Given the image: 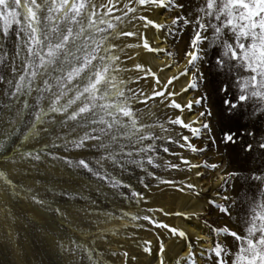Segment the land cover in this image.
Listing matches in <instances>:
<instances>
[{"label":"snow or ice","instance_id":"obj_1","mask_svg":"<svg viewBox=\"0 0 264 264\" xmlns=\"http://www.w3.org/2000/svg\"><path fill=\"white\" fill-rule=\"evenodd\" d=\"M116 5L120 7L117 8ZM168 10L176 13L169 21L157 22L150 18L151 12ZM183 10V0H0V69H3L0 71V85H3L2 95L6 101L0 102V106L12 109L14 104L20 105L15 108L14 113L8 112L4 123L8 127L15 126L24 110L29 108V98H33L30 113L32 120L24 140L39 141L43 135L49 136L51 140L43 145L38 144L32 150H24L21 146L11 158L3 157L2 162L33 166L45 159L53 165L62 162L69 169L86 171L109 184L112 189L119 188L123 182L108 172V166L123 170L130 162L145 169L146 176L158 184L173 186L180 192H184L185 188L194 190L196 186L192 183L181 184L174 179L157 176L154 171H147L148 166L178 169L180 164L168 161L157 163L159 157L154 143L157 136L151 130L156 125L142 123L134 104H146L159 97L167 107L181 111L185 108L191 110L193 104L202 105L205 110L199 113L200 128L192 127L194 122L185 123L180 115L170 119L169 123L190 129L193 136H199L201 128L210 131L209 123L203 120L205 116L212 115L207 110V104H203L207 95L198 96L186 104L178 102L174 97L198 87L203 80L198 65L204 62L208 49L212 48L216 66L227 69L229 74H235L236 86L240 90L239 95L234 97L235 102L223 101L228 105V110L235 112L241 102H244L252 104L253 114L258 112L264 115V0H200L192 15L181 14ZM113 12L117 14L113 16ZM124 24H131L134 30L120 29L119 26ZM137 24L145 31L151 27L173 38H177L178 33H183L185 27L192 29L187 49L183 52L186 62L163 84L150 68H145L140 63L133 65L136 70L143 72V76L136 75L133 81H143L149 76L153 78L150 92L128 87L129 80L122 77L121 73L129 69L123 67L120 57L126 48L133 45L122 48L113 42L118 38L137 37L147 51H167L153 48L144 32L136 27ZM226 32H230L231 36H226ZM11 34H14L15 41L14 51L10 53L5 44ZM168 55L171 56L172 53ZM175 63L173 61L164 65L161 71L173 67ZM184 76H190L187 85L179 92L175 91L171 86ZM57 124L60 129L54 130ZM159 127L168 133L169 130L163 124ZM167 139L181 148L187 147L193 152L203 151L189 143V136L177 139L167 135ZM224 139L232 141L233 136L225 133ZM61 146L66 152L91 147L98 150L99 155L91 159L83 156L73 159L55 151ZM248 147L251 148L252 145L249 144ZM260 147L264 148V143ZM169 151L168 147H163V152ZM178 159L189 169L218 167L206 162L194 165L183 156ZM201 175V172H196V176ZM226 175L231 177L235 173ZM253 178L264 182V173L253 174ZM35 183L38 185L40 181ZM140 183L145 189L151 186L145 182L144 177L140 178ZM0 186L6 193L10 191L19 196L18 186L3 168H0ZM47 191L51 192L52 189ZM27 193V198L39 207L48 205L47 199L33 194L32 188H28ZM130 199L140 204L147 197L143 192L132 191ZM221 199V203H217L215 199L209 201L207 211H212L214 207L221 214H230L228 202L231 201L234 206L237 201L228 195ZM95 204V201H91L80 212L88 221L86 231L95 229L101 238L106 239L105 233L109 230L100 227L105 219L101 217ZM246 208L240 231L227 225L212 229L217 240L208 248H201V257L207 254L211 264H264V195L259 200L255 197L248 200ZM147 211L152 212L153 209ZM55 212L65 217L67 215L60 208H56ZM103 215L107 219L113 218L111 213L105 212ZM128 216L132 221L142 219L156 225L165 230L169 237L183 238L187 235L184 230L157 221L150 215L141 217L122 211L119 218ZM121 227L126 230L128 225ZM112 231L119 234V230ZM220 236L224 239H219ZM228 236L233 239L232 245L225 242ZM167 238L163 234L158 237L157 264H165ZM196 239L199 241L203 238ZM147 244L142 248L145 255L152 253L151 242ZM69 245L60 242L57 247L62 253L74 257L80 245L75 241H69ZM84 251L91 259L92 250L85 248ZM112 255L116 256L118 253L113 252ZM122 255L128 257L127 252ZM131 259L136 261L138 256L133 255ZM182 260L197 264L191 245L186 256L177 260V264H181Z\"/></svg>","mask_w":264,"mask_h":264},{"label":"rangeland","instance_id":"obj_2","mask_svg":"<svg viewBox=\"0 0 264 264\" xmlns=\"http://www.w3.org/2000/svg\"><path fill=\"white\" fill-rule=\"evenodd\" d=\"M183 3L184 10L181 14L187 13L190 16L197 10L200 0H183ZM119 6L116 5L117 8ZM116 14V12L112 13L113 16ZM175 14L172 10L160 11L163 22L169 21ZM136 27L140 28L141 32H145L139 24ZM119 28L124 31L134 30L131 24L120 25ZM150 29L151 32L154 31L151 27L147 30ZM155 31L157 32V30ZM191 33L190 27H185V31L178 33L177 38L167 36L165 32H158L161 38L159 41L162 44L154 45L153 48L157 47L167 51L154 53L152 60L157 74L162 75L164 70H168L173 72L172 76L178 68L183 67L186 62L183 52L187 49ZM225 35L231 36V33L226 32ZM14 41L15 36L11 34L5 44L10 53L14 51ZM130 44L134 43L130 42ZM146 52L148 51L145 49L143 51L135 49L131 53L122 54L121 63L129 71L122 72L121 76L129 80L128 87L133 89H143L144 87L145 92H150L154 82L151 76L143 81H133L136 75L143 76V72L136 70L133 65L136 63L144 65L143 60ZM168 53H172V55L169 56ZM154 60H158L161 65H157ZM173 61L176 62L173 67L160 71L164 65ZM144 67L147 68L145 65ZM198 67L199 72L203 75V80L199 82L198 87L189 89L186 93L174 98H179V102L186 98L188 102L189 100L194 101L198 96L207 95L203 104H207V110L211 111L212 115L211 117L205 116L203 120L209 123L210 131L201 128V134L193 136L190 129L169 123L170 119L181 115L185 123L194 122L192 127L200 128L199 113L205 110L202 105L193 104L191 110L185 108L183 113L181 110L167 107L166 104L161 103L159 97L146 104L140 103V106L139 103L134 104L142 123L156 125L151 130L157 136V140L154 142L159 157L157 163L163 164L164 161H168L180 164L178 169L148 166L147 171H154L157 176L164 179H174L185 185L187 183L194 185L199 183L197 184L199 187L195 185L196 187L192 191L185 188L183 193L173 186L158 184L151 177L146 176L145 169L130 162L126 164L123 170L108 166V172L123 182L117 189H112L109 184L96 179L86 171L69 169L62 162H56L53 165L45 159L43 162H37L35 166L32 164L18 163L12 165L11 163H4L2 158H11L21 146L24 150H32L37 148L38 144L43 145L45 142H51V140L47 135H43L39 141L24 140L32 120L30 113L32 111L31 105L34 103L33 98H29V108L24 110L21 118L13 127H8L4 120L9 111L14 113L15 108L20 105L14 104L12 109H5L0 106V145H2L0 147V168L8 171L10 178L18 186L17 191L19 192V196L10 191L6 193L0 186V264H157L158 237L160 234L168 237L165 241L167 249L164 254L165 264H177V260L186 256L189 245L196 254L197 264H211L207 259V254L201 257L200 251L201 248L206 249L213 245L217 240V235L212 229L227 225L239 232L242 227L241 220L247 211L246 202L253 197L259 200L264 195V182L253 178V174L264 173V148L260 147V144L264 143V115L258 112L253 114L252 104H245L244 102H241L235 112L228 110V105L224 104L223 101L235 102L234 97L239 95L240 90L236 86L235 74H229L227 69L216 66L214 49H208L207 57ZM167 79L168 77L165 78V82ZM179 84L180 80L174 82L171 87L179 92L183 87ZM2 89L3 85H0V102L6 103ZM161 124L169 130L168 135L177 139L180 136H189V143L203 149V151L193 152L190 148H181L177 144L171 143L167 139V134L159 127ZM59 129L60 125L57 124L54 130ZM225 133H230L233 140L226 141L224 139ZM5 136L7 139H4ZM249 144L252 145L251 148L248 147ZM165 146L170 149L168 153L163 152ZM55 151L61 156L67 155L73 159L82 156L91 159L99 155L98 150L91 147L79 150L72 149L66 152L61 146ZM179 156L185 157L194 165H203L206 162L208 165L216 164L218 167L213 169L201 166L189 169L181 163L178 159ZM14 168L15 170H13ZM197 171L201 172L202 175L196 176ZM227 173H235V175L229 177L226 175ZM141 177L145 178V182L150 183V188L145 189L143 187L140 183ZM37 180L40 181L38 185L35 183ZM28 188L33 189V194L47 199L48 205L41 208L28 199ZM49 188L52 189L51 192L47 191ZM132 191L143 192L147 200L136 204L134 200L130 199ZM63 193H68V195H63ZM217 193L220 195L218 196ZM224 195H228L232 200L237 201L234 206L231 201L228 202V207L231 208L230 214H221L214 207L212 211H207L209 201L215 199L217 203H221L223 202L221 198ZM91 201L96 202L95 207L100 210L102 218L107 219L103 215L105 212L113 214L112 219H107L113 227L105 233L106 239L101 238L95 229L86 231L89 227L88 221L80 210L91 204ZM199 203L202 204L200 213L195 210L197 209L195 206ZM56 208L62 209L67 214L66 217L55 212ZM148 209H153V211L148 212ZM122 211L138 214L141 217L150 215L157 221H163L178 229L182 228L184 231L185 228L181 227L182 223L186 222L185 224H187L195 220L206 227L205 236L197 241L186 230V237H169L165 230L156 225L142 219L132 221L130 216L123 218L128 225L125 230L121 227L125 224L121 223L122 219L119 218ZM176 213H185L186 215H177ZM193 213L195 215H192ZM113 229L119 230V234H115ZM219 239L223 240L224 237L220 236ZM69 241H75L80 245L74 257L62 253L57 247L60 242L70 246ZM149 241L151 242L152 253L145 255L142 253V248L148 246L147 242ZM225 242L232 245L233 239L228 236ZM184 243L188 246V251H185ZM201 245L203 246L201 247ZM177 246L176 250L175 247ZM85 248L92 250L91 259L84 251ZM178 250L182 251V254H175ZM113 252L118 253V255L113 256ZM124 252L128 253V257L122 255ZM133 255L138 256V260L133 261L131 259ZM181 264H190V261L182 260Z\"/></svg>","mask_w":264,"mask_h":264},{"label":"bare ground","instance_id":"obj_3","mask_svg":"<svg viewBox=\"0 0 264 264\" xmlns=\"http://www.w3.org/2000/svg\"><path fill=\"white\" fill-rule=\"evenodd\" d=\"M102 2H104V0L102 1ZM120 7V6H119ZM150 18H152V19H155V20H157V22H161L162 21V17H161V15H160V11L159 12H151L150 14ZM153 15V16H152ZM169 20V19H168ZM163 22V21H162ZM152 29H154V28H152ZM128 30V29H127ZM144 35H145V37L149 40V42H150V44H151V46L153 47L154 45L156 46H158L161 42L159 41L161 38L159 37V35H158V31L156 32L155 31V29H154V31L153 32H151V29L150 30H147V31H145L144 32ZM132 39V40H131ZM138 40L139 39H137V37H123V38H118V39H116V43L117 44H119L120 45V47H124L125 45H133V47H130V48H126L125 49V53L124 54H128V53H131V52H133L135 49H138L139 51H143V46H142V41L140 40V43H138ZM130 42H132V43H134V44H130ZM162 44V43H161ZM136 45H139V46H136ZM155 48H157V47H155ZM160 49V48H159ZM147 51V50H146ZM138 52V51H137ZM136 52V53H137ZM143 53V52H142ZM157 55V54H156ZM144 56V55H143ZM154 53L153 52H150V51H148V52H146V54H145V58H144V60H143V64L147 67V68H150L153 72H155V68H154V65H153V60L152 59H154ZM124 57V56H123ZM135 60V59H134ZM160 60V59H159ZM155 61V60H154ZM158 61V60H157ZM157 61H155V63L157 64V65H161L160 63H159V61L157 62ZM164 61V60H163ZM165 61H167V60H165ZM162 62V61H161ZM131 64V63H130ZM125 65V64H124ZM156 65V66H157ZM129 66V65H128ZM155 66V67H156ZM124 67V66H123ZM160 67V66H159ZM181 67V66H180ZM131 68V67H130ZM159 69V68H158ZM134 70V69H133ZM132 71V70H131ZM161 71V70H160ZM157 72V71H156ZM155 72V73H156ZM175 72V71H174ZM173 72H169L168 70H164L163 71V73H162V75L161 74H157L156 73V75L159 77V79H160V81L162 82V84L165 82V78H167V77H169V76H171V74H172ZM134 74V73H133ZM130 75V74H129ZM127 77H128V75H127ZM130 77V76H129ZM133 78V77H132ZM188 81H189V76H184V77H182L181 79H180V86H185V85H187V83H188ZM143 83V82H142ZM141 84V83H140ZM144 86V85H143ZM142 86V87H143ZM173 86V85H172ZM148 87V86H147ZM174 89V88H173ZM143 90H144V87H143ZM150 90V89H149ZM179 90V89H178ZM183 94V93H182ZM188 95V94H187ZM186 95V96H187ZM179 99V98H178ZM177 99V101L179 102V100ZM181 99V98H180ZM187 99L186 98H184L182 101H180V103H184L185 104V102H187L186 101ZM189 100V99H188ZM137 105V104H136ZM139 106H140V103H139ZM163 110V109H162ZM183 111V110H182ZM185 111V110H184ZM184 111H183V113H184ZM146 114V113H145ZM164 114V113H163ZM167 114V113H166ZM187 114V113H186ZM191 115V114H190ZM181 116V115H180ZM193 116V115H192ZM190 117V116H189ZM181 118H183V117H181ZM185 119H186V117H184ZM150 119V118H149ZM153 119V118H152ZM155 120H156V118H155ZM192 121V120H191ZM189 122V121H188ZM197 122V121H196ZM199 123V122H198ZM194 127V126H193ZM168 135V134H167ZM161 148V147H160ZM193 160V159H192ZM194 171V170H193ZM191 174V173H190ZM197 178V177H196ZM198 179V178H197ZM198 181V180H197ZM192 182V181H191ZM193 184V183H192ZM197 184H199V183H197ZM197 184H195V185H197ZM198 186V185H197ZM199 187V186H198ZM174 192V191H173ZM183 193V192H182ZM184 195V194H183ZM182 195V196H183ZM186 195V194H185ZM189 197H190V195H189ZM160 198V197H159ZM181 198V197H180ZM186 198H188V196H186ZM185 198V199H186ZM184 200V199H183ZM185 201V200H184ZM188 201H189V199H188ZM198 201V200H197ZM185 202H187V201H185ZM178 205H179V203H178ZM201 205L202 204H197V206H195V207H197V209H195L198 213H200L201 211ZM129 210V209H128ZM131 210V209H130ZM194 210V211H195ZM184 211V210H183ZM181 212V211H180ZM125 219V218H124ZM124 219H122V222L121 223H124V224H127V221L126 220H124ZM121 220V219H120ZM114 223V222H113ZM130 223V222H129ZM182 223V222H181ZM186 223V222H185ZM184 222L182 223V226L181 227H183V228H185V231L187 230L188 231V233H190L191 235H193L195 238H197V237H202V238H204V236H205V231H206V227L204 226V225H202L200 222H198V221H195V220H192L190 223H187V224H185ZM116 224V223H115ZM148 224V223H147ZM150 225V224H149ZM146 226V225H145ZM111 227H113L112 226V223L111 222H109V221H107V219H105V222L103 223V225L101 226V228H104V229H111ZM150 227V226H149ZM151 228H152V226H151ZM133 229V228H132ZM153 229V228H152ZM151 229V230H152ZM182 229V228H181ZM154 230V229H153ZM152 230V231H153ZM128 235H130V234H128ZM127 235V236H128ZM126 236V235H125ZM198 241V240H197ZM200 241V240H199ZM178 243V242H177ZM201 243V242H200ZM204 243V242H203ZM184 246H185V248H186V250L185 251H188V246L184 243ZM203 245H201V247H202ZM171 248V247H170ZM177 248H178V246L177 247H175V249L177 250ZM173 251V250H172ZM182 251H180V250H178L175 254H178V255H180V254H182L181 253ZM177 256V255H176ZM171 261V260H170Z\"/></svg>","mask_w":264,"mask_h":264}]
</instances>
